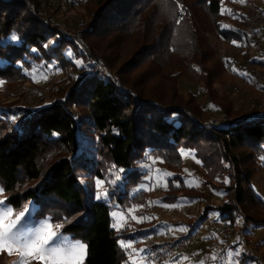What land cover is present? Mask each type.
Segmentation results:
<instances>
[{"label":"trees","instance_id":"trees-1","mask_svg":"<svg viewBox=\"0 0 264 264\" xmlns=\"http://www.w3.org/2000/svg\"><path fill=\"white\" fill-rule=\"evenodd\" d=\"M32 2L0 0L1 87L31 83L28 73L40 67L52 73L72 67L79 77L74 86L64 81L53 87L54 96L47 95L41 107L12 111L11 104L0 105V184L6 204L18 211L34 202L36 222L48 217L53 225H63L59 233L88 246L85 264H124L118 237L143 239L155 231L117 234L110 214L115 207L123 211L146 204L145 191L130 193L144 178L141 165L149 158L160 159L173 174L162 203L209 199L184 183V150L200 163L204 185L223 191L225 202L205 206L186 222L189 231L176 238L190 235L215 212L216 218L242 215L247 224L264 227L258 218L264 199L253 188L256 175L264 171V113L205 129L198 124L206 113L197 98L179 94L177 84L181 79L196 82L213 107L225 115L238 114L217 102L209 86L214 76L205 64L212 61L213 50L207 41L251 43L241 31L248 18L232 19L221 9L223 0H86L93 10L81 32L88 54H95L111 73L98 79L89 76L87 63L77 66L75 60L84 63V54L37 13L42 4ZM14 115L20 118L10 119ZM116 172L122 179L108 190L115 188L114 195L96 200V181L109 186L107 179Z\"/></svg>","mask_w":264,"mask_h":264},{"label":"rangeland","instance_id":"rangeland-1","mask_svg":"<svg viewBox=\"0 0 264 264\" xmlns=\"http://www.w3.org/2000/svg\"><path fill=\"white\" fill-rule=\"evenodd\" d=\"M12 1L14 2V0ZM25 1L27 4L34 3L32 0ZM74 1L75 3L72 6V0H36L35 3L42 4V6L40 5V8L38 7L37 13L39 15L42 13V18L49 19L52 24L57 26V28L65 31L69 35H67L69 37H67V39L73 42L78 52H82L80 47H84L85 45L88 53L87 42L84 40L81 32L83 26L86 22L88 23L90 19V14L88 12L89 9L90 12L93 10L91 4L88 8V5L84 3L86 0ZM221 9L226 11L232 19L236 18L233 14H238L239 16L244 15L248 18L246 24L241 28V31L243 32L247 23H249L251 19L258 14V11H264V0H243V2H241V0H223ZM228 24L229 23L225 26H228ZM73 37L78 39L81 37L82 43L74 42L72 40ZM207 42L209 43V48L213 50V52L211 50L213 53V58H211L212 61L205 64L207 66L205 67L206 71L209 73L212 72L214 76L211 81L208 80L209 86H211V89L214 91L213 94L215 95L217 102L221 103L222 106L227 105L228 107H231L233 113H239L232 116L221 113L219 109L213 107L209 103L207 98L202 96L198 83H191L189 82L191 81L189 79L178 80V93L185 97H187L189 93L193 94L197 98V102L201 106L203 112L206 113L203 116L204 120L198 123L199 126L207 129L210 127L221 126L223 123L226 124L231 121L241 120L248 115L253 119L258 115H261V113H264V46L257 49L254 42L233 43V41L231 42V45H228L223 41L213 39L212 37H208ZM124 47L127 48L131 46L130 44H127ZM211 52L210 55L212 54ZM245 52L247 53L248 58L244 57ZM88 55L93 57L95 60L100 61L96 58L97 56L95 54L91 55L89 53ZM69 56L71 60L76 59V55H74V52L72 51L69 52ZM84 57L85 60L83 64L87 63L93 69V66L89 63L85 55ZM253 59L256 60V62L259 61L262 65L259 63L252 64L250 61ZM78 60L79 59H76L75 61ZM100 63L106 73L111 76V73L105 65L101 61ZM214 63H217L218 65H213ZM91 68L89 69L91 70ZM90 70L87 71L86 74H88ZM28 74L31 78V83H13L7 85L5 89L3 86L1 87L0 84V105L11 104L10 110L12 111H16L18 106L41 107L43 106L41 101L46 98L47 95L52 97L54 96L51 95L53 87L58 85L62 87L64 83L60 82L64 81H70L69 84L74 86L77 83L76 79L79 77L77 70L72 67H60L59 71H54L53 73L44 71L40 67L32 69ZM88 77L89 76L87 75L86 78ZM186 77L191 76L188 75ZM66 87L65 89L69 88ZM181 156L183 157V164L180 175L182 176L184 183L188 187L199 190L201 194H206L209 199L206 201L179 198L175 203H172V205H179L178 207L165 208L163 206L165 203H162L160 198L167 190V179L171 178L173 174L166 170L160 159H154L151 157L143 165H141V171L145 174L144 178L130 193L135 195L140 191H145L147 194L146 204L134 205L123 211L115 207L111 211V225L113 223L116 224V228L113 229L117 232V234H132L140 228H151V230L158 233L168 232L174 240L177 236L184 233L178 230V226H186V222L188 220L196 219L205 206L211 205L218 207L225 202V193L223 191L214 190L211 187L204 185V171L200 167V163H198V161L194 158L193 152L183 150L181 152ZM260 159L263 160V157H260ZM118 173L119 172L113 173V176L107 179L109 186H105L103 183L98 185L96 181V192L103 195L105 192H108V190H111L114 185H111L110 181L114 180ZM165 173H169L171 175L167 176ZM117 183L119 184V181ZM0 188H2L1 184ZM142 188L143 190H140ZM253 188L255 189L257 195L264 199V171H261L259 175H256ZM221 193L223 195H220ZM0 200H5V194L3 191L0 192ZM182 200L191 201V203H182ZM149 202L152 203L149 204ZM25 208L29 209V214L31 215L32 220L35 221L34 215L37 205L34 202H29L21 210L15 211L13 209V215L24 211ZM114 211L117 213L115 217L112 215ZM214 215L217 216L218 214L215 212ZM133 217L136 219H133ZM141 217H150L151 219H144L141 221ZM258 218L264 220V210H259ZM45 220H48L51 223L48 217L40 219L37 223ZM51 225L52 230L59 233V229H57L52 223ZM247 226L248 224L245 223V231L248 235L247 231L251 229V224H249L248 227ZM252 232V240L249 236L247 237L251 241L255 250L264 259V246L263 250L256 246V244L264 243V227L262 226V228L255 231L252 230ZM204 234L213 235L205 232L202 235ZM63 236L66 237V240L64 241L66 244L70 245L77 242V240H74L69 235ZM117 240L119 248H121L125 253L124 264H129V262H131V264H153L149 260L148 256L135 251L137 249H143L142 238L130 239L119 236ZM120 241H124L125 245L131 244V248L125 250V248L121 246ZM231 241L235 242L233 239L229 242ZM189 249L190 248L185 250L183 253L187 252ZM185 255L186 254L183 255L181 264H189ZM19 259L20 256L17 250H14L11 255L8 254L7 251L0 252V264H17ZM249 262V264H256L252 261Z\"/></svg>","mask_w":264,"mask_h":264},{"label":"snow or ice","instance_id":"snow-or-ice-1","mask_svg":"<svg viewBox=\"0 0 264 264\" xmlns=\"http://www.w3.org/2000/svg\"><path fill=\"white\" fill-rule=\"evenodd\" d=\"M243 2V0H241ZM223 14V12H222ZM236 18H240L238 14H233ZM12 39H16L15 36ZM233 43H236L233 41ZM49 47L48 44L44 45ZM32 51H36L32 49ZM77 66L83 67L82 61H76ZM243 75V74H242ZM19 115L10 117L12 120H18ZM54 135H58L54 133ZM121 173H125L126 170L121 169ZM170 176L171 174L165 173ZM122 179L121 175H117L114 180L110 181L111 185L119 187L118 181ZM227 182V180L225 181ZM104 183L102 180H97V184ZM176 183V182H174ZM176 186H179L177 183ZM140 190H143L140 189ZM3 188H0V192ZM115 188L112 193L105 192L103 195L96 193V200H106L109 195H114ZM220 195H223L222 193ZM152 202H149L151 204ZM182 203H191V201L182 200ZM165 208L178 207L179 205L173 204L163 205ZM116 212L112 213L113 217L116 216ZM219 215V214H218ZM66 219V218H65ZM133 219H136L133 217ZM151 219L150 217H141L140 220ZM237 218V223L240 222ZM231 223V221H229ZM62 224H57L56 228H62ZM113 228H116V224H112ZM178 230L181 232L189 231L187 226H178ZM66 237L62 233H58L52 230V225L48 220L35 222L32 220L29 214V209L25 208L24 211L13 215V208L6 204L5 200H0V252L7 251L8 254H12L14 250L19 252L20 259L17 264H30L32 260L41 262V264H85V260L88 254V246L82 242H74L72 244H66L64 241ZM121 246L125 250L131 248V244L125 245L124 241H120ZM237 247L235 250L229 251V255L233 257V264H242L239 260L241 251L239 247V238L237 239ZM136 252L147 256V249H137ZM131 264V262H129Z\"/></svg>","mask_w":264,"mask_h":264},{"label":"built area","instance_id":"built-area-1","mask_svg":"<svg viewBox=\"0 0 264 264\" xmlns=\"http://www.w3.org/2000/svg\"><path fill=\"white\" fill-rule=\"evenodd\" d=\"M7 1V0H5ZM62 32L68 37L69 35L62 30ZM243 34L251 42L256 44L257 49L264 46V11L258 12L254 16L247 26L243 30ZM68 35V36H67ZM69 38V37H68ZM72 40L76 43H82L80 39L73 37ZM80 46V45H79ZM81 53H83L89 63L93 66V69L89 76L95 75L99 78L108 79L110 76L104 70L100 61L95 60L88 55L86 47H80ZM259 63V61H258ZM262 65V63H259ZM240 222L235 220H223L214 217L213 213H209L200 223L198 228L190 235L183 238L172 239L168 232L158 233L151 232L149 235H145L142 239L143 249H147L148 258L153 264H166L168 260H172L176 255L183 253L185 250L194 245L202 236V234L209 233L217 236H221L227 243L233 239L237 247V239L239 238V247L241 256L246 259L255 262L256 264H264V259L255 250L251 241L248 239L245 231V218L241 215ZM231 221V223H229Z\"/></svg>","mask_w":264,"mask_h":264},{"label":"crops","instance_id":"crops-1","mask_svg":"<svg viewBox=\"0 0 264 264\" xmlns=\"http://www.w3.org/2000/svg\"><path fill=\"white\" fill-rule=\"evenodd\" d=\"M260 228H262V226L254 227V225L251 224V229L247 231L251 240L253 237L252 230L255 231ZM183 234H180L179 236ZM256 246L263 250L264 243L256 244ZM235 249L236 244L233 241L227 243L220 236L204 234L194 245L190 246V249L187 252L178 254L173 260H169L167 264H181L184 254H186L185 256L187 257L189 264H233V257L230 256L228 252ZM239 260L242 261L241 257H239ZM249 263V261H242V264Z\"/></svg>","mask_w":264,"mask_h":264}]
</instances>
